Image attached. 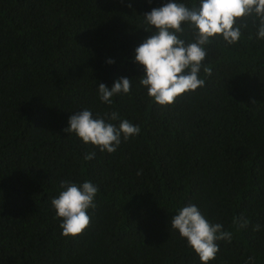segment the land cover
<instances>
[{
	"label": "trees",
	"instance_id": "obj_1",
	"mask_svg": "<svg viewBox=\"0 0 264 264\" xmlns=\"http://www.w3.org/2000/svg\"><path fill=\"white\" fill-rule=\"evenodd\" d=\"M160 3L0 0V264H201L169 231L188 202L233 232L210 264H264V41L251 21L239 43L213 40L205 86L161 106L131 60L151 34L140 15ZM119 77L132 78L130 92L102 104L98 82ZM83 107L115 110L141 132L101 153L62 131ZM64 179L99 186L75 237L61 235L50 204ZM241 214L250 223L237 230Z\"/></svg>",
	"mask_w": 264,
	"mask_h": 264
},
{
	"label": "clouds",
	"instance_id": "obj_2",
	"mask_svg": "<svg viewBox=\"0 0 264 264\" xmlns=\"http://www.w3.org/2000/svg\"><path fill=\"white\" fill-rule=\"evenodd\" d=\"M140 16L147 26L143 29L151 34L135 47L131 60L142 67L139 85L151 101L161 106L172 105L182 94L205 86V77L212 74V67L205 61L213 40L220 39L226 45L237 44L251 21L255 39L264 41V0H194L191 5L183 0H161L158 7ZM186 30L189 37H185ZM106 63L111 65L115 61L109 58ZM132 83V78L128 77L117 78L111 86L98 82L97 97L102 104L112 106L113 98L128 94ZM62 131L74 134L81 143L90 144L101 153L112 154L122 141L139 135L141 128L122 119L115 110L101 115L83 107L68 116L67 126ZM95 150L85 154L83 159H93ZM98 193L99 186L88 179L59 182L50 204L59 220L62 236L75 237L89 227L97 208ZM173 213L169 231L178 233L201 264L215 260L219 242L230 243L233 239L232 231L208 218L194 203L182 204ZM249 223V218L242 214L232 218L237 230L247 228ZM260 229V224L253 225V231ZM245 264H255V258L249 256Z\"/></svg>",
	"mask_w": 264,
	"mask_h": 264
}]
</instances>
